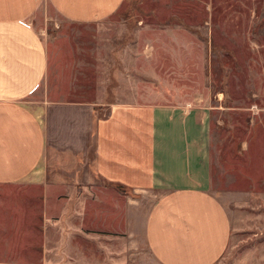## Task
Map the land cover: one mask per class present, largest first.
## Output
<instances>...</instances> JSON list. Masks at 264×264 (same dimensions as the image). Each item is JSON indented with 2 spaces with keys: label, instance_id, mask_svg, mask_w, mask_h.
<instances>
[{
  "label": "crops",
  "instance_id": "0c3cea01",
  "mask_svg": "<svg viewBox=\"0 0 264 264\" xmlns=\"http://www.w3.org/2000/svg\"><path fill=\"white\" fill-rule=\"evenodd\" d=\"M124 1L0 0V264H216L228 246L208 112L98 91L48 35V9L93 24Z\"/></svg>",
  "mask_w": 264,
  "mask_h": 264
},
{
  "label": "rangeland",
  "instance_id": "374dc122",
  "mask_svg": "<svg viewBox=\"0 0 264 264\" xmlns=\"http://www.w3.org/2000/svg\"><path fill=\"white\" fill-rule=\"evenodd\" d=\"M46 12L49 37L97 67L98 91L208 112L211 188L236 191L216 264H264V0H125L93 24Z\"/></svg>",
  "mask_w": 264,
  "mask_h": 264
}]
</instances>
